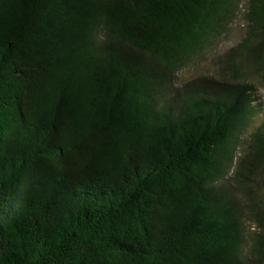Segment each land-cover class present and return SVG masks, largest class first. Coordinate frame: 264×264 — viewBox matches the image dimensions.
Returning a JSON list of instances; mask_svg holds the SVG:
<instances>
[{"label":"trees","instance_id":"1","mask_svg":"<svg viewBox=\"0 0 264 264\" xmlns=\"http://www.w3.org/2000/svg\"><path fill=\"white\" fill-rule=\"evenodd\" d=\"M260 85L264 0H0V264H264Z\"/></svg>","mask_w":264,"mask_h":264},{"label":"rangeland","instance_id":"2","mask_svg":"<svg viewBox=\"0 0 264 264\" xmlns=\"http://www.w3.org/2000/svg\"><path fill=\"white\" fill-rule=\"evenodd\" d=\"M243 33H244V25H243V22L239 20L232 28L231 34L229 35V39H228L229 42H226L225 44H229V43L232 44L238 41L243 35ZM204 70L212 71L213 67L210 64H204V65H201L199 69H187L186 71H184V73H182V76L184 78L192 77L194 74L204 71ZM259 92L263 95L262 98L264 99V86L260 85ZM259 118H264V114L260 116ZM257 122H258V119H257Z\"/></svg>","mask_w":264,"mask_h":264}]
</instances>
